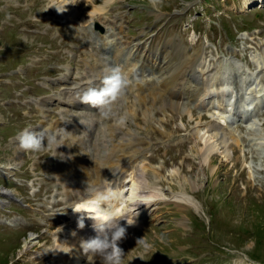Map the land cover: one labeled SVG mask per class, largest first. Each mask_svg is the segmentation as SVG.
Wrapping results in <instances>:
<instances>
[{"label": "rangeland", "instance_id": "rangeland-1", "mask_svg": "<svg viewBox=\"0 0 264 264\" xmlns=\"http://www.w3.org/2000/svg\"><path fill=\"white\" fill-rule=\"evenodd\" d=\"M114 16L116 24L121 21L116 41L123 47L117 58L110 44L103 45L113 39L110 26L118 32ZM136 43L149 52L168 47L161 63L168 71L165 77L169 68L181 66L185 51L200 52L193 64L197 72L186 68L195 88L202 80L204 85L225 81L238 88L234 77L222 72L244 62L243 76L255 83L242 87L253 92L263 79L264 64L254 60L264 55V1L0 0V264H55L58 240L78 243L71 223L66 224L72 210L67 195L72 198L76 191L62 179L65 160L72 153L84 155L93 171V155L98 153L93 144L103 140L105 121L138 131L135 146L141 153L133 165L143 171L146 182L157 185L160 196L139 211L134 226L115 238L110 252L100 245L92 250L84 239L80 247L87 255L80 264L89 259L97 264H264V95L255 105L249 103V94L247 102L224 109L219 99L187 93L188 84L182 86L179 78L159 96L163 76L140 68ZM106 66L107 96L100 94L98 83L88 93L100 99L88 106L91 100L76 104L70 97L76 82L81 86L88 77L93 80ZM134 77L147 83L137 87L140 79ZM176 90L181 91L178 108L159 106ZM138 91L146 101H136ZM232 97L242 98L238 92ZM103 98L119 104L106 111L103 122L91 123L88 118L99 115ZM220 117L234 134L230 156L216 152L203 161L197 133ZM88 125V140L73 148ZM104 196L101 205L116 203Z\"/></svg>", "mask_w": 264, "mask_h": 264}, {"label": "bare ground", "instance_id": "bare-ground-1", "mask_svg": "<svg viewBox=\"0 0 264 264\" xmlns=\"http://www.w3.org/2000/svg\"><path fill=\"white\" fill-rule=\"evenodd\" d=\"M91 18L93 17L92 16L89 17L88 23L92 21ZM115 19L116 17L114 16L112 19L113 24L114 23L116 24ZM117 20H121V17H118ZM88 25H89L88 27L91 26L90 24ZM116 25H117L116 28L118 32L116 31L115 28L113 29V26H110L111 32L109 35L112 36L113 39L111 38L108 42H106V40H108L106 39L105 40L106 43L103 42V45L106 46L110 44V48L111 47L114 48V51L112 53L114 58H117V56L120 55L119 52L123 50L121 42L117 44L118 41H116L118 39L117 34L121 31V21L119 24H116ZM97 35L98 37L100 36L99 34ZM170 42L169 40L167 42L169 45L168 46L169 48L165 45L163 49L156 48L154 52H149L148 49L146 48H142V47L139 48L138 43L134 45V46H137L136 50L138 49V51L135 54L136 56L135 60L140 61V68L143 69L144 67H148L151 69L153 74L154 72L157 73V71H160V73L163 76L161 77L162 78L161 84L163 86L162 88L163 90L159 92L156 91L160 94L159 96L162 95L163 93L162 91L166 92L169 89V87H175L177 84L176 80H179V78L184 80L182 83V86L185 85V83L188 84V87L186 89L187 93L189 91L192 92L191 94L194 95L196 99H199V98L202 99L203 96L205 95H209L213 97V100L219 99L222 101V103H224V109H225V105H228V104L235 105L236 104L233 101L231 102V98L236 99V101H238L240 104V102H245L249 98L248 95L251 94L253 98L251 102L249 100V103L255 105L258 102V98L261 95L262 96L264 95V66H263V71L260 74V76H262L263 79L260 78L259 86L258 87L255 86L256 89L253 88L254 90L252 92L251 91L252 88L249 91H247V89L242 87V85L249 86L252 83L253 84L255 83V79H252L253 80L252 81L248 75L244 74L243 76V73H247L246 63L244 62H240V63L235 62L233 66H230L227 69L225 67V70L222 72L223 77L224 76L229 77V78L234 77L235 84L241 85L238 88H235L232 85H228L227 82L225 81L222 82L221 84L217 83V86H213V84L210 85L207 82H206V85H204L203 80L198 82L199 87L195 88L190 80V77L186 75V68L190 67V69L193 70L194 73L197 72L195 71V67H193V64L196 62V60L201 55V53L198 51H196L193 54H189V53L186 54V51H185L183 53L184 54L183 58L181 57L182 58L181 66H176L178 64H175V63H174L175 64L174 66L170 65L173 67L169 68L170 73L168 76L165 77L164 74L166 73L167 70L166 68L163 67L162 64H163V59L167 55V51H169L168 49H170V45H171ZM84 52H86V54L88 53L89 56L93 54L92 52L90 53L87 50H85ZM160 52L162 53L159 56ZM158 57L160 60H157ZM89 58L90 57H86L85 59L89 61ZM251 60H254V59H251ZM254 61L255 63H257L258 66L259 65L262 66L264 64V55ZM234 66H238V67H234ZM105 68H106L105 69L106 72L102 69H99L96 72L97 73L96 75L98 77L93 78V80L89 79L88 77V80L86 82L82 81V83H80L81 86H79V83L76 82L77 86L75 87L73 94H70V97L76 99L75 103L85 104L88 100H92L93 98L97 97L96 95L94 96L90 95L88 93V89L92 86L95 87L96 84L98 83L102 88L100 91V94H102V96L104 97L107 96L106 93L109 90L107 91L106 89L107 80L104 78L103 75H105L106 73H109L110 68L109 66L108 67L106 66ZM180 70H182L183 72L181 73ZM238 72H240V74ZM135 78L137 79V77H134L133 79L134 81H135ZM141 82H146V80L140 79L139 82H135L136 86L139 87L138 85H141L142 84ZM141 87L142 86H140V88ZM179 91L180 90L178 91L176 90L175 94L172 95V97H170L168 100L165 99L163 101L164 103L161 102L159 106H161V104L165 105L166 103H168L174 108H178L180 104V97H181V95H179ZM262 91L263 93L261 94ZM236 92H238L240 96H242L243 100H241V97L238 100L236 97H232L233 93H234V96H236ZM80 93H83V94L80 95ZM155 96L156 95L153 96V100L156 98ZM136 101H138V103L146 101L142 99V97L139 96V91L137 93ZM117 104L119 103L116 102L115 98H112L111 100L109 99L107 100L103 98L102 102L99 104L100 106H98L99 109L101 110V111L98 110L99 113L97 112L99 115H97L96 118L94 117L95 119L90 116L88 120L91 123L94 121L99 122V123L103 122V118H104L103 115H105L106 111L115 110ZM151 104L154 105L153 103ZM228 109H231V107H229ZM148 112L149 110L147 109L145 114H147ZM128 115L129 113L125 112L126 118ZM219 119L221 120L213 121V122H210L209 124H206L202 128L201 132L197 133L198 138L202 142V146L197 151V153L199 154L201 160L203 161L208 159V157L211 154H214L216 152L222 154V156L226 158L230 156V153H229L230 145H231L230 139L231 138L234 139V134L230 130H226L223 127V124L221 122L223 120L222 117H220ZM103 123H104L103 127L105 128L104 130H102V135H101L103 137V140H100L99 138L98 139L95 138L96 139L95 141L93 140L94 141L93 146H95L96 151H98L96 156L93 155V158L96 157L95 162H94L95 168L93 171L88 170L89 169L88 168L89 157L88 158L83 157L84 155L81 156L78 153H75V154L72 153L71 156L67 157L66 158L67 160H65V164H66L65 168L67 169V171L62 176V179L65 178L64 183H66V186H70V187L74 186L75 191H76V194H74L72 198L69 197V194L67 195L68 199L66 201V205L68 206V204H70V206L72 207L71 208L72 210H70V212L68 213L67 217L69 221L68 222L66 221V224L68 225L71 223V226L73 228L72 233L76 235V237H78L77 239H79V241L77 243V241H74V240H71L69 242L65 240L63 241L62 239L58 240L57 246L60 249V252L59 254L56 255L57 263L55 264H61L60 262L62 260H63L62 262L63 264H78V263L80 264L81 261H83L82 260L83 256L87 255V254L85 255L84 249L81 250V247H80V245H83L84 247V244H85L84 239L88 243H90L91 246L89 247H92V250L98 251L99 246L97 245H100L105 249L104 250L105 252L107 253L110 252L111 248H114L113 246L116 243L115 238L116 237L118 238L119 235L123 234L124 232H127L128 228H131L134 226V223L136 222V216L139 215L138 213H140L139 211L143 210L145 206H148V204H150L152 201H156L157 198L160 196V189L157 187V185L154 183L146 182L145 177L143 175V171L139 173L138 171L139 167L136 165H133L134 161H136V159L139 157V154L141 153L139 147L135 146V143H136L135 141L137 140V137L139 136L138 131L134 128H131L130 126L128 127L126 131L125 129H123L121 125L122 122L117 123V124H109L107 121H105ZM55 127H56V124H54L53 130ZM71 129L74 132L76 131L75 128L74 129L71 128ZM84 131H85L84 138H81V136L78 135V139H77L78 141L73 146V148L77 149L81 147V144H83L84 141L88 140V137L90 134L89 125L84 129ZM116 131H119V133L116 134ZM70 136H71L72 141L76 137L75 135H73V133H71ZM235 140H237V138H235ZM137 154L138 156H136ZM59 165L63 166V162H60ZM69 172H72V174H75L78 177L76 178L75 176L70 175ZM105 179H108V181L106 182ZM102 183H104V185H102ZM99 188L101 190L98 191ZM107 192H109V194ZM67 193L69 192L67 191ZM104 195H108V196L110 195L112 199H116V203L111 207H108L107 204L101 205L99 200ZM105 199L107 201L109 198L105 197ZM61 224H62L61 226L64 225V223H61ZM85 248H87V246H85ZM64 252H69L70 254L68 256L65 255L66 258H64L65 257L63 256ZM54 260L56 261V258H54ZM89 261L90 262H87V264L95 263V262L92 263L91 259H89Z\"/></svg>", "mask_w": 264, "mask_h": 264}]
</instances>
